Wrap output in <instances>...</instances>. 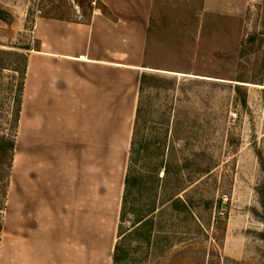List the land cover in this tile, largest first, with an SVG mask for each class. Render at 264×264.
<instances>
[{"label":"rangeland","instance_id":"1","mask_svg":"<svg viewBox=\"0 0 264 264\" xmlns=\"http://www.w3.org/2000/svg\"><path fill=\"white\" fill-rule=\"evenodd\" d=\"M93 1L0 0V138L14 140L11 159L0 151L2 264L33 23L87 19ZM146 63L160 80L140 92L133 168L144 184L119 211L112 264H264V0H155ZM123 165L111 164V182Z\"/></svg>","mask_w":264,"mask_h":264},{"label":"crops","instance_id":"2","mask_svg":"<svg viewBox=\"0 0 264 264\" xmlns=\"http://www.w3.org/2000/svg\"><path fill=\"white\" fill-rule=\"evenodd\" d=\"M154 2L94 0L84 20L35 19L21 154L6 193L5 264H112L140 78L151 69Z\"/></svg>","mask_w":264,"mask_h":264},{"label":"trees","instance_id":"3","mask_svg":"<svg viewBox=\"0 0 264 264\" xmlns=\"http://www.w3.org/2000/svg\"><path fill=\"white\" fill-rule=\"evenodd\" d=\"M92 8V7H90ZM158 79L160 80V78L157 75L154 74H146L143 73L141 74V78H140V92L148 87V86H157V82ZM23 89V83H21V87L20 90L22 92ZM237 90L240 91L237 87ZM21 94V93H20ZM244 93L242 94V99L241 102L243 104L246 103L245 101V97H244ZM19 102V106H20V102L21 99L18 100ZM140 113V98H139V105L137 107V111L135 114V119H134V126H133V134H132V139H131V143H130V148H129V153H128V159H127V167H126V171H125V176H124V184H123V191H122V197H121V206H120V217L119 219L121 220V217L124 215L127 205L129 203V198L130 196L134 193L135 190H139L142 185L144 184V180L142 179L141 176L137 175L135 173V170L133 168L134 165V138L136 135V125H137V120H138V116ZM13 149H14V140L13 139H9L6 137H1L0 138V151H1V155L3 157H6L7 155L10 156V159L12 158V153H13ZM262 164V168H264V162L261 163ZM259 199H260V204H261V212H258V216L259 218L264 221V185L260 186L259 188ZM175 205H177V202L174 203ZM145 218V219H144ZM139 217L137 219V222H144L146 221L148 218L145 217ZM120 223L118 225V230H117V236H121L122 234L119 233L120 230ZM0 229H1V224H0ZM124 235V234H123ZM122 235V236H123ZM259 237L264 240V231L260 232ZM120 250L119 244L116 242L113 248V252H112V261H115L116 259H118V252Z\"/></svg>","mask_w":264,"mask_h":264},{"label":"built area","instance_id":"4","mask_svg":"<svg viewBox=\"0 0 264 264\" xmlns=\"http://www.w3.org/2000/svg\"><path fill=\"white\" fill-rule=\"evenodd\" d=\"M228 115H229V118L234 120L238 116V111L236 110V108H230L228 111Z\"/></svg>","mask_w":264,"mask_h":264},{"label":"bare ground","instance_id":"5","mask_svg":"<svg viewBox=\"0 0 264 264\" xmlns=\"http://www.w3.org/2000/svg\"><path fill=\"white\" fill-rule=\"evenodd\" d=\"M2 263V262H1Z\"/></svg>","mask_w":264,"mask_h":264}]
</instances>
